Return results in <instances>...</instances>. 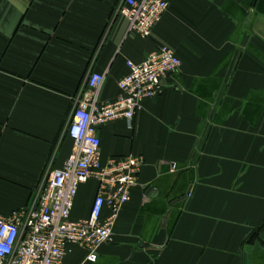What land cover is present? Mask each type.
<instances>
[{
  "label": "crops",
  "instance_id": "1",
  "mask_svg": "<svg viewBox=\"0 0 264 264\" xmlns=\"http://www.w3.org/2000/svg\"><path fill=\"white\" fill-rule=\"evenodd\" d=\"M119 1L0 0V218L71 154L64 128L87 74H104L99 99L113 102L126 61L168 46L181 66L162 93L132 129L98 130L103 164L144 166L89 264H264V0H170L149 39L114 16ZM95 189L79 187L73 218ZM84 258L72 247L65 264Z\"/></svg>",
  "mask_w": 264,
  "mask_h": 264
},
{
  "label": "built area",
  "instance_id": "2",
  "mask_svg": "<svg viewBox=\"0 0 264 264\" xmlns=\"http://www.w3.org/2000/svg\"><path fill=\"white\" fill-rule=\"evenodd\" d=\"M169 1L120 0L114 16L126 20L130 33L149 39L167 13ZM180 66L168 46L159 47L140 63L126 61L128 72L118 82L120 95L113 102L99 99L104 74H87L64 128L72 142L71 154L63 167L46 169L28 207L0 218V264H65L72 247L85 253L81 264L95 262L99 250L111 242L144 166L137 155L112 157L103 164L98 130L118 121L132 129L143 102L158 97L163 81ZM90 182L96 189L88 215L73 218L79 187Z\"/></svg>",
  "mask_w": 264,
  "mask_h": 264
},
{
  "label": "trees",
  "instance_id": "3",
  "mask_svg": "<svg viewBox=\"0 0 264 264\" xmlns=\"http://www.w3.org/2000/svg\"><path fill=\"white\" fill-rule=\"evenodd\" d=\"M262 227H264V224L261 226V228L259 229V231L262 230Z\"/></svg>",
  "mask_w": 264,
  "mask_h": 264
},
{
  "label": "rangeland",
  "instance_id": "4",
  "mask_svg": "<svg viewBox=\"0 0 264 264\" xmlns=\"http://www.w3.org/2000/svg\"><path fill=\"white\" fill-rule=\"evenodd\" d=\"M254 28L253 27H251V30H253Z\"/></svg>",
  "mask_w": 264,
  "mask_h": 264
}]
</instances>
